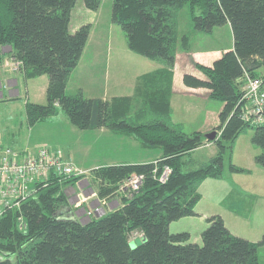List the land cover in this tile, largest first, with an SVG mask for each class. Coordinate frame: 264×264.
I'll use <instances>...</instances> for the list:
<instances>
[{"label": "trees", "instance_id": "obj_1", "mask_svg": "<svg viewBox=\"0 0 264 264\" xmlns=\"http://www.w3.org/2000/svg\"><path fill=\"white\" fill-rule=\"evenodd\" d=\"M100 1L83 0L89 10H96ZM75 2L0 0V47H10L11 57L21 62L26 77L45 74L48 78L46 103H25L28 125L56 114L60 107L78 129L105 127L161 153L156 163L93 169L97 198L119 195V205L87 223L71 214L64 193L79 176L50 173L35 178L29 195L0 214V264H259L264 233L257 242L247 240L232 234L221 216L211 215L198 244L188 242L187 231L171 233L169 224L196 214L197 185L222 176L224 150L244 128L253 129L251 141L262 148L254 160L264 167V104L262 120L251 123L241 118L245 106L240 102L245 73L260 78L264 89V0H112L111 19L123 30L127 47L161 66L139 77L133 95L109 100L84 97L80 89L66 93L90 30L89 23L69 30ZM186 5L196 29L210 33L228 23L233 36L232 49L210 66L194 63L203 78L182 76L185 86L206 88L208 97L222 104L213 128L219 135L208 140L217 152L189 170H183L184 156L205 139L199 131L186 132L182 123L174 122L170 105L176 53L187 46V35L178 32L179 12ZM164 166L170 171L160 182L156 176ZM230 169L242 170L233 164ZM139 173L144 175L143 184L129 196L119 186ZM132 232L144 236L133 248L129 245Z\"/></svg>", "mask_w": 264, "mask_h": 264}, {"label": "rangeland", "instance_id": "obj_2", "mask_svg": "<svg viewBox=\"0 0 264 264\" xmlns=\"http://www.w3.org/2000/svg\"><path fill=\"white\" fill-rule=\"evenodd\" d=\"M111 6L112 0H101L96 10H89L83 0H76L71 10L69 27L72 29L83 21L90 24V30L77 69L67 80V94H74L80 88L84 97H110L131 93L133 95L141 76L139 74L160 67L157 61L137 54L127 47L123 30L111 19ZM224 25L215 27L210 33L200 31L193 27L188 6H184L178 16V32L180 36L187 35V50L181 46L177 53L185 54L190 48L204 51L222 47L228 42L231 44V28L227 24ZM6 65L9 71L6 73L8 79L0 78V148L9 147L19 151L28 149L33 153L45 149L49 153L60 152L66 160L71 161L77 170L74 176L79 178L72 187L65 188L64 193L68 197L71 214L81 223H87L91 217L103 215L107 211L105 201L108 200L110 206L117 205L113 199L97 198L96 184L91 178L92 170L102 166L101 163L109 161V158H121L119 154H124L127 158L135 155L131 147L120 143L123 135L105 127L102 133L97 128L78 129L70 123L60 107H57L56 114L28 125L25 103H46L48 78L45 74L41 77H26L15 59ZM186 98L187 102H183V105L176 98L172 104V119L181 122L186 132L194 131L205 119L204 110H213L217 114L222 106L221 102L215 99L204 100L197 95H188ZM136 100L139 99H133ZM204 133L202 132L203 136L206 134ZM216 134L218 136L219 131ZM252 135V128H244L231 147L226 146L222 160V176L206 178L197 185L200 198L194 206L196 214L170 222L171 233L187 231L190 234L188 242L201 244L200 234L208 225L206 219L211 215H219L232 234L253 242L261 238L264 233V167L254 160L262 148L253 144ZM28 140L34 143L23 149L16 148L20 143H28ZM205 140L208 144L206 147L194 149L184 156L183 170L197 168L216 154L215 143ZM149 152L153 155L161 153V150L151 148ZM53 160L50 156V161ZM73 162H77L81 167L94 164L97 166L84 170ZM230 164L242 170L233 171ZM49 168L47 175L54 170ZM119 188L128 192L123 188V182ZM85 197L88 198L83 201ZM96 207L97 210L94 209ZM88 212L91 213L87 214ZM139 234H130L131 248L135 247L134 237L140 236ZM140 239L144 240L143 237ZM10 258L13 260L14 256ZM258 261L259 264H264V245L258 247Z\"/></svg>", "mask_w": 264, "mask_h": 264}, {"label": "built area", "instance_id": "obj_3", "mask_svg": "<svg viewBox=\"0 0 264 264\" xmlns=\"http://www.w3.org/2000/svg\"><path fill=\"white\" fill-rule=\"evenodd\" d=\"M244 81L240 102L244 101L245 110L242 112L241 118L251 123L260 122L264 104L262 80L245 73ZM50 156L54 159L53 161H50ZM49 167L54 169L52 171L55 175L70 176L77 173L71 161L66 160L63 155H60V152L49 153L45 149H40L33 153L28 149L19 151L9 147L0 148V214L5 208L18 206L19 200L29 195L32 181L35 178H46L49 175H47ZM169 171V168L164 166L161 174L156 176L157 180L164 182ZM153 172L155 174L156 166H154ZM143 181L142 173L134 174L123 181V188L128 190L127 194L131 196L133 192L140 189Z\"/></svg>", "mask_w": 264, "mask_h": 264}, {"label": "crops", "instance_id": "obj_4", "mask_svg": "<svg viewBox=\"0 0 264 264\" xmlns=\"http://www.w3.org/2000/svg\"><path fill=\"white\" fill-rule=\"evenodd\" d=\"M81 24H83V21L79 22L72 29H70V27H69L70 31H74ZM227 25H229V24L227 23ZM6 47H7V50H5ZM232 47H233V36H232L231 44L228 42L227 44L223 45L222 47H219V48H216V49H207V50H204V51H202V50L200 51L199 49H196V48H190V51H186L185 54L179 55V53H176V59H175L174 67H173V77H172V94H171V97H170L171 115H172V112H173L172 104H173V100L175 98H176V100L179 103H182V105H183V102H187L186 96H188V95H197V96H200V98H202L204 100H209L210 99L208 97V94H209V90L208 89L202 88V87L194 88V87L185 86L183 84V82H182L183 74L184 73H190V74H192V75H194L196 77L203 78L204 77L203 73L201 71H199L195 67V65L193 63H199V64H202V65H205V66H210L214 60H216L219 57H221L223 52L232 49ZM12 59L13 58L11 57V54H10V47H8V46L0 47V78L1 79L7 78L6 73H8L9 71L6 69V66H7L6 63L7 62H11ZM191 60H193L194 62L193 63L190 62ZM77 65H76V67L74 68L73 71H76ZM159 66H161L160 63H159ZM73 71L71 73H73ZM140 75H142V74H139V76ZM40 77H41V75H40ZM136 78H138V76ZM131 94L110 95V97H108L109 95H102L101 97H98V98H101V99H104V100H109L110 98L115 97V96H129ZM91 98H94V97H91ZM221 107L219 108L217 114L214 113L213 110L212 111L208 110V109L204 110L205 119H203V121L198 125L197 128H195L194 131H199L200 133H202V132L207 133L210 130H212L218 124V113H219ZM173 121L174 122H179V121H175V120H173ZM179 123H181V122H179ZM97 129H99V131H101V133H102V130L104 128L101 127V128H97ZM119 141H120L121 144H124V145H126L128 147H131L132 148V152H135V155L132 158H127V157L124 156V154H119L120 155L119 157H121V158H117V159L115 157H113L112 159L109 158V161H105L104 163H101L102 165L103 164L104 165L122 164V163L142 164V163L152 162V161H154L156 158H158L160 156V153H156V154L150 155L149 151H151V149L142 147L140 145V143L138 142V140H136L132 136L123 135V138H121ZM205 141L198 148L206 147L208 144ZM27 142L28 143H24V144L20 143V145H18V147H16V148L17 149H23L26 146H30V144L34 143L32 141H29V140ZM66 154H65L66 156H69L68 153H66ZM125 158H127V159H125ZM74 164L76 166H79L80 168H82L84 170H89V168L91 169V168L97 166V164H94V165H91L90 167H81L77 162L74 163ZM68 187H72V186L68 185L65 188H68ZM87 198L88 197H85L83 201H85V199H87ZM118 198H119V195H116L115 197H111L110 198V199H113L116 202L117 205H111L110 206L109 203H108V200L105 201V204H106V207H107V211H110V210L114 209L115 207H117L119 205ZM67 199H68V197H67ZM90 202H92V201H89V203ZM68 203H69V201H68ZM78 203H80V202H78Z\"/></svg>", "mask_w": 264, "mask_h": 264}, {"label": "water", "instance_id": "obj_5", "mask_svg": "<svg viewBox=\"0 0 264 264\" xmlns=\"http://www.w3.org/2000/svg\"><path fill=\"white\" fill-rule=\"evenodd\" d=\"M204 137H205V139H207V140H213V139H215V137H216V131L215 130H212V131H210V132H207L205 135H204ZM144 238V236L143 235H140V236H136V237H134L135 239H134V246H136V245H139L143 240L142 239H140V238Z\"/></svg>", "mask_w": 264, "mask_h": 264}]
</instances>
